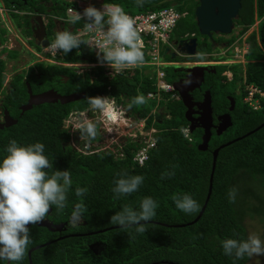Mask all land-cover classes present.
Listing matches in <instances>:
<instances>
[{"label":"trees","instance_id":"16d2710c","mask_svg":"<svg viewBox=\"0 0 264 264\" xmlns=\"http://www.w3.org/2000/svg\"><path fill=\"white\" fill-rule=\"evenodd\" d=\"M44 1L51 3L49 10L46 5L38 4L37 0H30L27 5L21 0H3L6 5L14 4L18 9L27 12L23 15L11 14L16 27L22 29L24 37L33 36L30 11L34 7L38 8L41 14L48 16L47 34L54 38V19L64 18L62 15L66 14L67 7L71 4L67 0ZM102 2L118 4L130 13L174 7L184 15L178 20L170 41H178L194 34L201 36L195 18L199 0ZM256 21V28L248 33ZM64 24V29H74L83 26L84 22L82 20L74 24ZM234 24L240 26L239 35L248 33L246 63L216 66L217 73L207 75L206 79L212 93L214 114L230 113L233 124L221 135H216L213 131L205 151L197 147L201 142L202 129L191 132V141L182 133V129L188 127L189 122L185 118V106L181 99L171 97V93H163V99L158 105L163 111L157 115L158 120H154L153 115L149 114L152 108L139 110L137 104L133 103V97L136 95L143 94L145 97L148 91L155 89V79H150L142 70L136 69L129 77L123 73L113 74L101 66L84 74H76L75 71L72 72V68L64 66L44 67L42 63L30 68L31 74H35L34 68H38L41 74L51 69L64 74L72 72L79 78L77 88L86 92V101L81 105L73 104L74 106L44 105L37 111H26L23 114L16 108L17 123L10 128L0 129V154L10 138L19 143H32L37 140L43 142L45 154L51 160L53 168L69 169L73 180L67 193L65 208L61 210L53 205L48 217L55 223L67 221L77 203H83L85 210L81 223L69 230L75 235L57 238V233L33 225L30 227L32 243L24 259L17 262L0 261V264H30L28 251L42 244L44 245L31 252L32 264H248L249 256L234 259L224 255L220 241L225 237L246 238L248 234L244 221L247 217H257L264 222V126L246 135L264 122V101L259 110H253L243 101L246 84H253L264 90V0H241V8ZM0 31L4 33L5 29L0 28ZM235 39L236 36L231 35L227 39L228 44H232ZM29 42L36 45L33 40ZM36 48L40 49L37 45ZM198 49L199 53H209L212 48L209 42L202 41ZM164 58L169 62L179 60L169 54L164 55ZM62 60L98 63L97 57L86 48L85 43L66 55L62 53ZM5 69L6 62L0 58V94L6 93L10 102L15 98L19 101L22 95L25 96L26 87L17 86L9 93L3 91L2 79ZM227 70L232 72L231 80L224 74ZM165 72V79L174 83L180 74V68L170 65L165 68ZM220 72H223V76ZM23 75L16 74L20 77ZM228 82L239 83L238 94L228 90ZM193 95L195 99L201 97L198 91ZM227 95H231L236 101L233 111L228 108ZM94 96L113 98L132 112H138L139 118L148 117L147 125L154 124L158 129L154 134L156 145L143 165L132 159L136 145L131 146L127 155L121 159H114L109 154H78L60 146V128L71 109L81 110L88 107L89 97ZM238 137L241 138L233 141ZM229 141L233 142L218 152L212 192L204 213L197 222L178 226L187 224L198 216L209 191L212 151ZM52 171L53 169H48L49 174ZM124 171L141 174L144 180L135 192L116 196L112 192L113 183L117 173ZM77 186L87 187L88 191L83 197L75 195ZM231 188L235 189L234 200L228 196ZM184 192L192 194L198 201V211L185 213L175 207L173 197ZM144 196H152L158 201L156 215L143 222L146 226L145 232H136L135 226L121 227L109 221L111 215L125 205L138 208ZM101 230L103 231L97 232ZM95 242L102 247L99 253H94L89 247Z\"/></svg>","mask_w":264,"mask_h":264},{"label":"clouds","instance_id":"9594fccd","mask_svg":"<svg viewBox=\"0 0 264 264\" xmlns=\"http://www.w3.org/2000/svg\"><path fill=\"white\" fill-rule=\"evenodd\" d=\"M137 2L139 3L140 0ZM65 18H59V21L68 22L63 20ZM82 20L85 29L95 33L91 46L97 50L98 62H106L117 69L143 62L142 41L135 28L134 19L120 5L103 3L102 8L88 5L82 12L75 10L70 22L74 24ZM68 29L56 31L50 44L51 49L62 51L64 55L74 48H79L82 43H86ZM172 44L173 42L166 47L171 48ZM232 44L226 46L225 50L227 51ZM164 50L163 57L166 55ZM224 55L228 57L231 53ZM173 63V65L177 64V62ZM175 91L174 89V93ZM176 98L180 99L178 94ZM89 102L106 120L115 122L123 119L122 111L108 96L89 97ZM144 102L143 94L133 97V103L143 104ZM160 109L161 106L157 108V110ZM151 126L155 127L154 124ZM78 127L89 138L97 133L96 124L90 119H85ZM48 169H53L51 174ZM143 180L144 177L141 174H130L126 171L117 173L112 192L116 196L133 193ZM72 184L69 169L53 168L51 160L45 154L43 142L37 140L32 143H19L14 138L9 139L3 153L0 154V261L17 262L24 259L32 243L28 225L41 222L53 205L57 209H64L67 193ZM74 191L76 196L83 197L88 189L77 186ZM228 196L232 200L235 199L234 188L229 189ZM173 201L175 207L185 213H194L200 207L198 201L188 192L175 195ZM157 207V200L152 196H144L138 208L125 205L119 211H115L109 221L121 227L135 226L136 232L142 233L146 231L143 222L149 221L156 215ZM84 210L83 203L74 205L71 213L73 223L81 220ZM220 245L224 255L234 259L264 255V238L256 233H250L243 239L225 237L220 241Z\"/></svg>","mask_w":264,"mask_h":264},{"label":"flooded vegetation","instance_id":"af4514ba","mask_svg":"<svg viewBox=\"0 0 264 264\" xmlns=\"http://www.w3.org/2000/svg\"><path fill=\"white\" fill-rule=\"evenodd\" d=\"M11 1H15V0H11ZM29 1L30 0H27V4ZM37 1H38L37 2L38 4L42 3V4L46 5L47 10H49V8H50L49 6L51 5L50 2H46L44 0H37ZM35 12L42 16L43 21L45 18V21H44L45 30H46L45 39H47L48 43H49L53 38H51V36H49L47 34V24L49 22L48 16L41 14L39 12L38 8H36V7H34L32 11H30L31 23H32V25H31L32 34H33V27H35L37 25ZM53 18H55V16ZM58 20H59V18H58ZM54 23H55L54 30L56 32L61 28V26H60L59 21L56 20V18L54 19ZM62 25H63V23H62ZM227 35H229V34H221L218 32H211L210 35L197 36L194 34L191 37L183 38V40H189L191 38L197 39L198 54L195 56H188L185 54H177V52H176L177 45L174 43V42H176V40L173 41V44H172L171 49H170V53L175 54L176 55L175 58L179 59L177 61L176 65L178 68H180V74L178 75V78L176 81L182 80L184 82L185 78L189 75V72L187 71V69H189V68H192V67H207L208 68L207 71H205V73H204V81L202 82L201 86L197 87L191 91V96L193 97V100L195 102L202 101L206 91L211 92L210 85L206 84L207 75L209 76V74H216L217 73L216 66L221 65V64H216V65L204 64L205 63L204 61H210V60H212V61H227V60H229V59H218V58L217 59H215V58L207 59L209 53H204V52L199 53V49H198L199 43H201L202 41L209 42L211 44V48H212L211 50L212 51L217 49V48H220V47L225 48L226 46L229 45L227 42V39H229L227 37ZM204 36H206V37H204ZM23 38L25 39V41L22 40L21 43H27L26 45H28V48H29L28 49V51H29L28 56H31L32 59H29L28 63L24 67H22L23 71H16V74L17 73H23L24 75L22 77L16 76V74H14L12 76H6L4 78V82L2 79V90L3 91L5 90L6 92L9 93L12 88H15L17 86H20V87L24 86V87H26L25 96L22 95V97L20 98L19 101L16 100V98H15L10 102L7 100V94L6 93L0 94V121H2V122H0V129L10 128L17 123L16 122L15 124H11V125L9 124L8 125V123H10V121L12 122V120L18 121V118L15 116L16 115L15 114L16 108L19 109L20 114H23L21 108L23 106L27 105L29 102V99H30V93L28 92L29 88L31 90V95L34 96L33 97L34 100H36V96L43 94L45 92H53V94L51 93V96H49V98H51V99H55V98L58 99L59 98L58 96L65 97V96H69L72 94H78L79 98L75 101H71L68 103H61V101L58 100L55 102H44L41 104H33L31 106V108L29 110H26V111H33L34 112V111H37L41 106H44V105H52V106H58L60 104H67L70 106L71 105L74 106L73 104H75V105L80 104L81 105L86 101V92L83 90H79L77 88L78 83H79V78L72 73L75 71L73 68H72L73 71L70 72L71 74H64L60 71H55L53 69L46 70L43 72V74H41V72L39 71L38 68H34L35 74H31L30 68L35 67V64H37V63H42L44 65V67H48L49 65L50 66L51 65L62 66V65H60L59 63H54V62H50V61H45V62L42 61L40 53H41L42 49L44 47H46L48 44L46 46L41 45V43H39L37 41V39L34 38V35L32 37H27V36L24 37L23 36ZM220 39H222V40H220ZM30 40H33L34 43L40 47V49H37L36 45L31 44L29 42ZM31 45L32 46L34 45V46L32 47ZM7 46H8V44H7ZM13 49H15V48L10 46L7 49L8 51L5 52L6 55L4 58H6V56H9V50H13ZM1 54H3V53L1 52ZM28 58H30V57H28ZM18 59H21V57H18ZM32 61H36V62H32ZM184 61H186L187 65L181 66L180 63L184 62ZM216 63H219V62H216ZM232 65H234V64H231V63L228 64V66H232ZM194 75H199V71H197L196 74H194ZM220 75L223 76V72H220ZM222 80L225 81V79H222ZM196 83H197V81H192L190 83H187V85L184 86V88L191 87V86L195 85ZM196 91H198L200 93V95H201L200 99L194 98L193 94ZM81 93H84V95L81 96L82 95ZM236 93L238 94V92H236ZM211 96H212V93H211ZM227 98L229 100V98H233V97L231 95H227ZM110 99L113 100V98H110ZM125 101H127V100H125ZM114 102H115L116 107L119 110H121L122 114H123V119L117 120L115 122L110 121V120H106L105 118H103L101 116L99 110L94 109L91 104H89L88 107L81 109V110L71 109V112L69 113L68 117L63 121V125L60 128V131H61V133L59 135L60 146L63 149H68V150L74 151L75 153H78V154H83V155H90V154L92 155V154H97V153L98 154L99 153L100 154H109L114 159H121L127 155V151L129 150V148L131 146L140 145L143 130H142V126H141V121H139V119H138L139 113L135 112V111L132 112L131 109L127 108L123 104H118L115 100H114ZM235 104H236V101L234 99V108H235ZM228 108H230V101H229V107ZM26 111H24V113ZM185 111H186V107H185ZM196 111H199V109L197 108V106H193L191 108V112H192V118H194V119L197 118L199 115ZM149 114L153 115L154 120H158L157 115L159 114V110H157V108L152 109L149 112ZM222 114H224V113L215 115L214 111H213V123H214V125L218 124L217 117L222 115ZM85 119H90L96 124L97 133L92 138H89L83 132V130L78 127V125H80ZM198 123L199 122L194 120L193 126L196 127V125ZM190 126H191V124L189 122V126H188L189 131H190ZM144 127H146V126H144ZM199 128L202 129L201 127H196L194 130L199 129ZM202 131H203V129H202ZM213 131L216 134L215 128H212V135H213ZM45 170H47V169H45ZM51 210L52 209L50 208V210L48 211V213L46 214V216L43 220L49 221L51 223L52 227H54L57 224H63L62 231H52V232L58 234L57 238L67 237L69 235H75V233H72L69 230L75 226H78L81 223V220L76 222V223H73L72 217L70 216L69 220H67V221L55 223L53 220H51L48 217L49 214L51 213ZM34 225H37V224H34ZM32 226L33 225L31 224L28 227L30 228ZM95 243H97V242H95ZM97 244H99V243H97ZM100 248H102V247H100Z\"/></svg>","mask_w":264,"mask_h":264},{"label":"built area","instance_id":"2783aa9c","mask_svg":"<svg viewBox=\"0 0 264 264\" xmlns=\"http://www.w3.org/2000/svg\"><path fill=\"white\" fill-rule=\"evenodd\" d=\"M69 4L66 10V18L64 21H71V16L75 14L76 11L82 12V10L88 6L92 5L97 8H102V0H68ZM121 7V6H120ZM123 10L124 8L121 7ZM125 11V10H124ZM126 12V11H125ZM23 15L27 12L18 9L14 4L6 5L2 0H0V28H7L6 20L11 14ZM128 13L135 22V28L140 35L142 41V51L144 53L143 62H140L134 66L122 67V68H112L106 62H88L86 60L77 62H66L62 60V51L53 50L50 47L51 41L46 47H44L40 53L42 61H50L54 63H59L64 67L73 68L77 74H84L86 72L94 71L97 67H105L110 70L113 74L123 73L124 75L131 76L136 69L142 70V72L149 76L150 79H155V89L148 91L145 94V98L149 100H154L159 105V101L163 99V93H171V97H177L174 93V87L172 83H169L165 77V68L167 66L173 65V62L166 61L163 57L162 47L171 45L170 36L178 22V20L184 15L180 13L174 7H164L156 10H148L145 12ZM10 24V23H9ZM73 34H77L78 38L86 41V48L91 51L97 57V50L92 48V41L94 39L95 33L90 32L85 29L84 25L77 28H69ZM7 35L1 34L0 31V55L3 50L11 46V41L6 39ZM247 34L241 36H236L233 44L224 53L231 51L235 57L240 55L241 58L245 60V53L248 50V45L246 43ZM242 40L241 43H238ZM237 41V42H236ZM236 42V43H235ZM8 44V46H7ZM26 48L28 45L23 43ZM7 48V49H6ZM0 58H2L0 56ZM38 61V60H37ZM40 61V60H39ZM236 64V63H234ZM228 72V73H227ZM224 74L228 80L232 79V72L228 70ZM94 76L92 75V78ZM246 95L243 98L245 104L249 105L253 110H259L262 107V102L264 101V90L258 88L253 84H246ZM114 100V99H113ZM158 108V107H156ZM155 108V109H156ZM141 121L142 126V137L140 145H136V149L133 151V161L139 165H143L150 155V151L156 145V138L154 133L157 129L153 126L147 125L148 117L138 118ZM146 126V127H144ZM184 135L191 141L189 135V130L187 128L183 129Z\"/></svg>","mask_w":264,"mask_h":264},{"label":"water","instance_id":"95a60500","mask_svg":"<svg viewBox=\"0 0 264 264\" xmlns=\"http://www.w3.org/2000/svg\"><path fill=\"white\" fill-rule=\"evenodd\" d=\"M24 5H27V0H21ZM241 8V0H199V4L197 5L195 9V18L197 22V26L199 29V32L201 35H210L211 32H218L221 34H230L232 33L233 27H234V19L237 18L239 9ZM36 22L37 25L33 27V35L34 38L37 39L41 45L46 46L48 44V40L45 39L46 30H45V24L43 21V18L40 14L36 13ZM177 45L176 52L177 54H185L188 56H195L198 54L197 50V39L191 38L189 40H178L174 42ZM170 47H166L164 50V54H169L172 58H175V54L170 53ZM207 67H192L187 69L189 72V75L185 78V81L182 80L175 81L173 83L174 89L178 92V95L183 102L184 106L186 107L185 111V118L188 122H190V132H193L196 127H201L203 129V134L201 136V142L198 144V149L201 151H205L208 149L209 141L212 136V128H215L216 134L221 135L224 131H226L228 128L232 126V118L230 113H224L217 117L218 124L214 125L213 123V109H212V96L210 91H206L203 97V100L200 102H195L193 100V97L191 96V91L194 90L197 87H200L202 82L204 81V73L207 71ZM199 71V75H194L196 72ZM194 75V76H193ZM6 77V74H3V82L4 78ZM192 81H197V83L191 87L184 88V86L187 85V83H190ZM29 88V87H28ZM28 92L30 93V99L27 105L23 106L22 113L26 110H29L33 104H41L44 102H55L60 100L61 103H68L71 101H75L79 98L78 94H72L69 96L61 97L58 96V99H51L49 96H51V93L53 92H45L43 94H40L36 96V100L33 99L34 96L31 95L30 88L28 89ZM83 96L84 93H81ZM80 96V97H81ZM230 101V108L229 110L232 111L234 109V99L229 98ZM193 106H197L199 111H196L199 115L197 118H192V112L191 108ZM199 122L196 127L193 126V121ZM17 120H12L8 125L15 124ZM264 126V122L255 128L254 130L250 131L248 134H251L252 132L258 130L259 128ZM245 136V135H244ZM241 137H238L235 140L240 139ZM233 141L226 142L219 147L215 148L213 153V163H212V171L210 175V181H209V191L205 200V203L199 212L198 216L191 222L187 224H181L178 226H186L191 225L198 221V219L202 216L204 213V210L207 206V203L210 199V195L212 192V181H213V174H214V167L216 163V159L218 156L219 150L232 143ZM29 224L28 226H30ZM39 227H46L50 229L51 231H62L63 224H57L54 227H52L51 223L47 220H42L37 224ZM107 230V229H106ZM97 231V232H102ZM91 234V233H89ZM63 238V237H60ZM36 246L28 251V257H29V263L32 264L31 261V252L41 246ZM90 249L94 253H99L101 251L100 245L97 243L90 244Z\"/></svg>","mask_w":264,"mask_h":264},{"label":"rangeland","instance_id":"374dc122","mask_svg":"<svg viewBox=\"0 0 264 264\" xmlns=\"http://www.w3.org/2000/svg\"><path fill=\"white\" fill-rule=\"evenodd\" d=\"M62 16L66 17V14L62 15ZM44 21H45V18H44ZM6 22H7V28L5 29L4 35L7 34V36L5 38L11 41V46L15 49L9 50L10 56H6V58H4L6 55V53H5L6 50H3L2 51L3 54H1L0 56L2 57L1 59H4L6 62V69H5L4 74H6V76H12V75L16 74V71H23L22 67H24L28 63L29 59H32V58H31V56H28L29 55V51H28L29 48H25L24 44L21 43L22 40L25 41V39L23 38L22 29H19L15 26H11L7 20H6ZM256 24H257V21L253 24V26H251L248 33H250L253 30V28H256ZM239 31H240V26H236L234 24L233 32L231 34L227 35V37L230 38L231 35L239 36ZM1 34H3V33H1ZM51 38H53V37L51 36ZM241 42H242V40L238 41V43H241ZM164 48L165 47H162V52H163ZM225 52H226L225 48H221V47L217 48L213 51L210 50L207 59H212V58L217 59L218 58V59H229V60H227V61H212V60H210V61H204L205 62L204 64L227 65L229 63H231V64L237 63V64L243 65L246 63V60H244V58H241L242 55L235 57L232 54L231 56L226 57L224 55ZM229 52L232 53L231 51H229ZM18 57H21L22 60L18 59ZM28 57H30V58H28ZM32 62H36V61H32ZM216 62H219V63H216ZM180 65L186 66L187 63H186V61H184V62H181ZM238 86H239V83H237V84L236 83L235 84L229 83L227 88L229 91L236 93L238 91ZM156 107H159V106H157V102L154 100H149L147 98H145V102L143 104H137V108L139 110H150L151 108L154 109ZM162 109L163 108H161L159 110L160 113H162V111H163ZM244 224H245L246 229H247V234L256 233V234H260L262 236V238H264V222H261L259 220V218L247 217L244 221ZM248 264H264V255H260V256L253 255V256H251Z\"/></svg>","mask_w":264,"mask_h":264},{"label":"crops","instance_id":"0c3cea01","mask_svg":"<svg viewBox=\"0 0 264 264\" xmlns=\"http://www.w3.org/2000/svg\"><path fill=\"white\" fill-rule=\"evenodd\" d=\"M56 20L59 21V20H58V17L56 18ZM7 21L10 23L11 26H15V27H16V25H15V21H14V18H13L12 15H10V16L8 17ZM59 23H60V26H61V28H60L59 30H63L65 24L63 23V25H62V22H61V21H59ZM4 33H5V32H4ZM4 33H3V34H4ZM6 35H7V34H6Z\"/></svg>","mask_w":264,"mask_h":264},{"label":"bare ground","instance_id":"6f19581e","mask_svg":"<svg viewBox=\"0 0 264 264\" xmlns=\"http://www.w3.org/2000/svg\"><path fill=\"white\" fill-rule=\"evenodd\" d=\"M106 121V120H105Z\"/></svg>","mask_w":264,"mask_h":264}]
</instances>
